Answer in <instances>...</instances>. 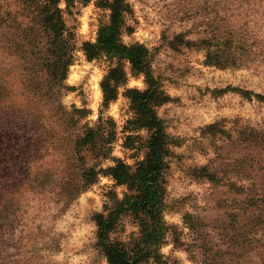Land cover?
<instances>
[{
	"label": "rangeland",
	"instance_id": "rangeland-1",
	"mask_svg": "<svg viewBox=\"0 0 264 264\" xmlns=\"http://www.w3.org/2000/svg\"><path fill=\"white\" fill-rule=\"evenodd\" d=\"M98 1L82 5L74 0L65 11V20L75 36L76 53L65 82L69 90L60 97L68 110H87L89 114L82 123L91 125L103 109L102 80L114 66L107 58L88 61L81 50L83 43L96 42L100 26L108 21L109 12L97 7ZM223 2L129 0L132 12L127 26L132 33L124 36V42L149 49L154 75L171 98L157 110L174 141V155L166 173L165 211V220L173 229L161 250L162 264H264L257 254L259 248L246 244L240 251L236 243L240 228L250 229L251 225L264 240V210L257 208L262 204L256 198L257 194L264 197V143L252 138L259 135L257 131H264V100L240 95V91H248L264 96L263 53L250 58L245 66L224 69L206 64L204 46L186 44L205 40L224 25L227 18ZM230 3L231 10L237 9L236 16L229 17L233 29L244 28L264 36V0ZM14 5L13 0H0V11ZM61 8L66 9V5L62 3ZM125 87L146 88L142 77L131 74ZM104 112L117 125L113 156L133 166L144 157L147 132L136 134L141 135L136 150L123 147L125 126L133 115L124 87ZM215 123L221 124L227 134L204 132ZM244 131L247 134L242 136ZM244 139L248 141H241ZM14 147L17 152L16 142ZM32 154L31 166L41 157L37 163L41 173L34 180L36 189L29 188L33 177L27 166L17 161L8 169L9 183L1 181L0 264H108L98 245L95 216L105 212L107 193L122 199L125 188L103 176L81 194L72 189L66 192L65 188L60 193V185L74 180L71 173L67 174L63 152L32 151L30 161ZM71 163L69 171L73 169ZM111 164L106 161L104 167ZM202 167L214 172L217 180L199 178L195 170ZM25 183L28 188L22 187ZM10 187L14 188L9 194L14 205L6 207L5 192ZM138 235L136 223L126 217L111 239L128 243Z\"/></svg>",
	"mask_w": 264,
	"mask_h": 264
},
{
	"label": "trees",
	"instance_id": "trees-1",
	"mask_svg": "<svg viewBox=\"0 0 264 264\" xmlns=\"http://www.w3.org/2000/svg\"><path fill=\"white\" fill-rule=\"evenodd\" d=\"M13 1L15 7L0 11V186L3 180L9 183L8 169L17 161L27 166L28 174L33 177L29 188L36 189L34 180L41 173L37 164L41 157L31 166L35 155L28 160L30 152L36 154L50 149L63 152L67 174L71 173L74 180L60 185V193L65 188L66 192L72 189L81 194L103 176L125 188L122 199L113 192L107 193L105 212L95 216L98 245L108 264H162L161 250L173 229L165 220V211L166 173L174 155V141L157 110L171 98L154 75L149 49L139 43L124 42V36L132 33V28L127 26L132 12L129 0H99L97 7L109 12L108 21L100 26L95 43L82 45L88 61L107 58L114 64L101 83L103 109L94 125L82 123L89 114L87 110L74 107L68 110L60 99L69 90L65 82L75 63V36L65 20V11L74 5V0ZM90 1L80 0V3L87 5ZM62 3L66 9L61 8ZM223 5L227 18L224 25L205 40L186 44L204 46L206 64L224 69L245 66L250 58H257L261 53L264 57V36L244 28L233 29L228 24L229 17H235L237 9L231 10L230 0H224ZM130 74L144 79L145 90L125 87ZM122 87L133 114L125 126L123 147L136 150V142L141 138L136 134L142 130L147 132L144 157L133 166L113 156L118 140L117 125L104 112L117 101ZM240 95L248 100L253 97L264 100V96L248 91H240ZM220 125H209L204 132L226 135L227 131ZM257 133L252 138L264 143V131ZM246 134V131L241 133ZM14 142L19 146L17 152ZM106 161L112 164L105 168ZM69 162L74 163L71 171ZM195 174L210 182L217 180L216 174L207 167L196 169ZM28 186L25 183L22 187ZM13 190L10 187L5 192L6 207L14 205L9 195ZM256 198L262 204L257 208L264 210V197L257 194ZM126 217L136 223L138 237L128 243L112 240L111 234ZM240 229L236 243L241 246L237 245V249L242 251L248 245L259 248L261 251L257 254L263 263L264 240L259 238L263 235L254 225Z\"/></svg>",
	"mask_w": 264,
	"mask_h": 264
}]
</instances>
